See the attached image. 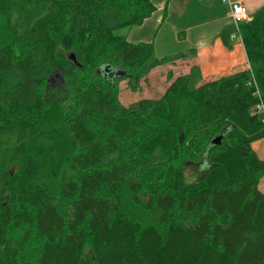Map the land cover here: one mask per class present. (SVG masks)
Segmentation results:
<instances>
[{
  "label": "trees",
  "instance_id": "16d2710c",
  "mask_svg": "<svg viewBox=\"0 0 264 264\" xmlns=\"http://www.w3.org/2000/svg\"><path fill=\"white\" fill-rule=\"evenodd\" d=\"M155 10L0 0L4 264H264V160L251 147L264 137V9L239 23L249 69L196 87L175 74L127 109L121 80L146 61L150 84L184 57L128 41ZM187 162L201 179L185 182Z\"/></svg>",
  "mask_w": 264,
  "mask_h": 264
},
{
  "label": "crops",
  "instance_id": "0c3cea01",
  "mask_svg": "<svg viewBox=\"0 0 264 264\" xmlns=\"http://www.w3.org/2000/svg\"><path fill=\"white\" fill-rule=\"evenodd\" d=\"M151 1L156 10L125 34L133 43L152 42L156 57L182 52V59L168 65L173 75H188L196 87L207 78L249 69L241 37L231 38L236 25L229 1L243 3L251 20L264 9V0ZM251 147L264 160V137L254 140Z\"/></svg>",
  "mask_w": 264,
  "mask_h": 264
},
{
  "label": "rangeland",
  "instance_id": "374dc122",
  "mask_svg": "<svg viewBox=\"0 0 264 264\" xmlns=\"http://www.w3.org/2000/svg\"><path fill=\"white\" fill-rule=\"evenodd\" d=\"M121 31L124 32L125 30L123 29ZM234 32L237 35L236 37L240 36V33L236 31ZM138 69L140 70L138 71ZM138 69L135 70V73L132 74V77L130 76L129 78L123 79L118 83L119 93H120V98H121L120 100L122 101V104L127 107V109L136 108L138 105V101L141 98H146L149 95H152V96H155L156 94L159 95L164 90V88L169 84V82H171L172 79L174 78V75L171 76V78L167 77L168 71L172 72L173 69H169L168 65H165L160 68L162 73L159 74V76L157 75V73H155L154 75L153 73H151L150 76L152 75L153 76L151 77V81L149 84V83L144 82V80L142 79L143 78L142 75L146 69V61L142 62L141 66ZM53 79L57 81V79H60V78L58 75H55L51 79H49V81H52ZM189 83L190 85H192L191 82ZM262 149L264 151V147ZM196 164H197L196 162H190V163L187 162L186 164L185 163L183 164L182 166L183 177L186 183L198 181L203 176L201 172L199 173L197 171L196 166H195ZM259 184L262 190L264 191V176L261 177ZM133 213L137 217H140V218L143 217V214L138 212L135 209L133 210ZM144 218H145V215H144ZM0 264H4L1 261V258H0Z\"/></svg>",
  "mask_w": 264,
  "mask_h": 264
},
{
  "label": "built area",
  "instance_id": "2783aa9c",
  "mask_svg": "<svg viewBox=\"0 0 264 264\" xmlns=\"http://www.w3.org/2000/svg\"><path fill=\"white\" fill-rule=\"evenodd\" d=\"M230 6H231V14H232V18L234 20V23L236 25V32L239 33V23L242 21H248L249 18L247 16V11H246V7L244 6L243 3L239 2V1H229ZM237 35L234 32L231 35V38H235ZM256 95L259 96V92L257 90V92L255 93ZM262 104L261 103H257L254 107V110L256 112H259V114L261 115V122L264 126V109L263 107H261Z\"/></svg>",
  "mask_w": 264,
  "mask_h": 264
},
{
  "label": "water",
  "instance_id": "95a60500",
  "mask_svg": "<svg viewBox=\"0 0 264 264\" xmlns=\"http://www.w3.org/2000/svg\"><path fill=\"white\" fill-rule=\"evenodd\" d=\"M114 73H115V75H117V76H120V75H124V74H125L124 71H122V70H120V69L115 70ZM59 76L62 78L61 75H59ZM62 79H63V78H62ZM221 136H222V135H218V136L212 138L211 141H210V143H211V144H217V143H219V142L221 141Z\"/></svg>",
  "mask_w": 264,
  "mask_h": 264
}]
</instances>
